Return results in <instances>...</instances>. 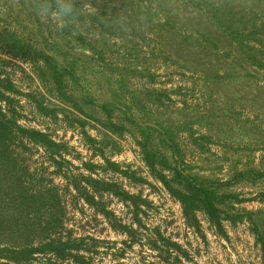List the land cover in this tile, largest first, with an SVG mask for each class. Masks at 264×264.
Instances as JSON below:
<instances>
[{"label":"rangeland","instance_id":"obj_1","mask_svg":"<svg viewBox=\"0 0 264 264\" xmlns=\"http://www.w3.org/2000/svg\"><path fill=\"white\" fill-rule=\"evenodd\" d=\"M66 6L75 12L70 21L63 20ZM0 33L71 72L62 97L42 61L14 57L0 44V77L16 90L3 109L21 129L59 144L44 149L14 125L0 141V264H181L146 246L143 236L157 228L187 251L183 264H264L248 222H224L229 241L203 213L206 241L187 226L181 205L150 176L139 134L124 117L177 126L190 172L225 184L219 194L246 200L220 208L232 216L261 212L254 219L264 230V0H0ZM153 91L161 105L144 100ZM105 108L121 131L101 125ZM103 159L139 180L111 171ZM85 166H96L94 173ZM87 177L115 182L134 198L124 202L90 187L105 206L88 205ZM102 208L115 219L109 223ZM70 234L81 247L63 251L64 259L47 251L16 263L19 251ZM131 240L146 245L130 248Z\"/></svg>","mask_w":264,"mask_h":264},{"label":"trees","instance_id":"obj_2","mask_svg":"<svg viewBox=\"0 0 264 264\" xmlns=\"http://www.w3.org/2000/svg\"><path fill=\"white\" fill-rule=\"evenodd\" d=\"M63 20L70 21L74 19L75 12L73 7L66 6L62 12ZM213 20L215 23L224 31L232 36L236 31L231 28L226 22H222L217 14H212ZM234 37V36H232ZM11 35H3L0 33V44L6 43L8 46L7 52L14 57H20L19 55L23 54L25 60L30 59V56H34V60H40L50 71V77L53 82V85L56 88L58 94L62 97H66L65 88H66V76L71 75L70 70L64 66H60L56 61H54L47 54L29 51L27 47L20 43L15 38H12ZM236 39V37H234ZM5 49V48H1ZM28 57V58H26ZM15 88L8 79H3L0 77V141H5L9 138L12 131V126L19 129L22 134L35 144L40 145L44 149L58 148L59 144L55 143L49 138L47 134H44L35 130H24L18 127L17 120L13 116H8V112L3 109L2 105L8 104L10 102V97L8 94L15 93ZM145 101L154 105L162 104V95L158 92H151L144 95ZM135 105L139 108L140 111L144 108L140 101H135ZM10 112V111H9ZM106 112V121H100L101 125L109 131H121L116 122H113L111 109L105 108ZM125 120L132 126L133 132L139 134V138H135L136 145L140 150V155L142 161L144 162L150 176L167 191V193L175 199L182 209L183 218L188 227H191L195 232L201 236V238L206 241V236L201 231V224L198 218V213H203L209 224L213 227L214 233L218 235L221 239L229 241V235L225 228L224 222L229 221L232 224L237 222H248L251 225L253 236L255 237V244L259 247L262 257V262L264 263V230L259 229L258 222L254 219L255 216L261 214V212H251L244 210L241 214H235L234 216L228 214L220 208V205L227 203L228 199H235L236 203H243L246 200L240 199L237 196H230L229 194H219L218 189L221 187V182H215L207 178H202L197 174H192L190 172V167L186 165L183 160L177 145L176 141V132L178 130L177 126L166 125L158 121L155 122H137L133 118L124 116ZM152 121V120H151ZM59 153V152H57ZM103 157V156H102ZM105 164L110 167L111 171L121 173L124 177L128 179L133 178L139 180V178H134L127 171L120 172V168L114 162H110L108 159H103ZM87 171L90 174H93L96 166H85ZM251 171L246 172L245 174H250ZM245 174L239 175L238 179H242ZM66 178V176H64ZM142 181V180H141ZM87 184L83 190L86 191L83 194L84 201L91 206L103 204L100 200L99 202L95 201V195H90L87 193V189L90 188L94 193H99L98 191H105L119 198L121 201H132L134 197L129 194L115 182L106 181L104 179H93L87 177L85 180ZM147 183V182H145ZM73 187L77 192L81 191V188L77 184H73ZM250 201V200H247ZM146 203V202H145ZM148 203V202H147ZM135 204V203H134ZM108 221L109 223L112 219H115V216L112 212H108L104 208L98 210ZM114 217V218H113ZM114 229H117L115 226H112ZM121 227V226H120ZM123 233L131 235L130 230H127V227L122 226ZM151 237L145 238L146 243H142L141 240H131L128 243V246L131 248L135 244H143L149 246L153 251L158 252L162 261L166 263H171V256L178 259L181 264L184 260L189 261L187 251L184 247L174 241L169 236H164V234L159 230V228L154 229L151 232ZM147 239V240H146ZM77 241L72 239L71 234L64 241L62 238L57 237L50 239L44 246L38 248H31L24 251H19L18 254H22L18 258L16 263L20 262H29L32 260V256L35 254H45L47 251H52L58 253L60 259H64L61 253L65 250H74L78 251L81 246L74 245ZM62 247V248H61ZM164 255V256H163ZM182 260V261H181ZM85 263V262H78Z\"/></svg>","mask_w":264,"mask_h":264}]
</instances>
